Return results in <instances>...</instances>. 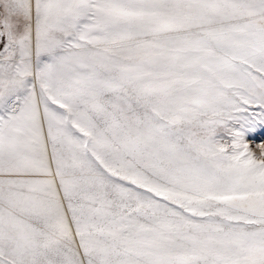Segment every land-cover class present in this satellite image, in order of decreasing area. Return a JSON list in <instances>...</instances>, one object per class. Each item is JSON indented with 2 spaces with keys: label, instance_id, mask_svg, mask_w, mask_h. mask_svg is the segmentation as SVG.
Returning a JSON list of instances; mask_svg holds the SVG:
<instances>
[{
  "label": "snow or ice",
  "instance_id": "obj_1",
  "mask_svg": "<svg viewBox=\"0 0 264 264\" xmlns=\"http://www.w3.org/2000/svg\"><path fill=\"white\" fill-rule=\"evenodd\" d=\"M0 264H264V0H0Z\"/></svg>",
  "mask_w": 264,
  "mask_h": 264
}]
</instances>
